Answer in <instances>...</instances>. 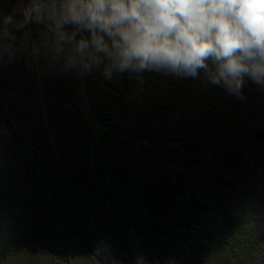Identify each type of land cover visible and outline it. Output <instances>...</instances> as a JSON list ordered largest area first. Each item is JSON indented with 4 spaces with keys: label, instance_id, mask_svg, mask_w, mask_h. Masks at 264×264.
<instances>
[{
    "label": "trees",
    "instance_id": "1",
    "mask_svg": "<svg viewBox=\"0 0 264 264\" xmlns=\"http://www.w3.org/2000/svg\"><path fill=\"white\" fill-rule=\"evenodd\" d=\"M18 0H0L10 14ZM0 61V264H264V88Z\"/></svg>",
    "mask_w": 264,
    "mask_h": 264
},
{
    "label": "clouds",
    "instance_id": "2",
    "mask_svg": "<svg viewBox=\"0 0 264 264\" xmlns=\"http://www.w3.org/2000/svg\"><path fill=\"white\" fill-rule=\"evenodd\" d=\"M0 12V61L16 32L43 26L42 43L65 68L144 71L196 78L243 99L246 80L264 88V0H18Z\"/></svg>",
    "mask_w": 264,
    "mask_h": 264
}]
</instances>
